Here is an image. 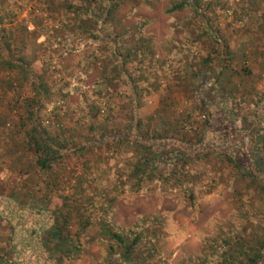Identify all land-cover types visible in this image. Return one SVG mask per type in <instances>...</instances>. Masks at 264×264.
Instances as JSON below:
<instances>
[{"label":"rangeland","instance_id":"rangeland-1","mask_svg":"<svg viewBox=\"0 0 264 264\" xmlns=\"http://www.w3.org/2000/svg\"><path fill=\"white\" fill-rule=\"evenodd\" d=\"M180 1L0 0V264H264V0Z\"/></svg>","mask_w":264,"mask_h":264},{"label":"trees","instance_id":"trees-1","mask_svg":"<svg viewBox=\"0 0 264 264\" xmlns=\"http://www.w3.org/2000/svg\"><path fill=\"white\" fill-rule=\"evenodd\" d=\"M102 1L107 2L108 0H102ZM184 5H185V1L184 0L180 1V3L172 5V7L168 10V12L177 11L181 9ZM202 105L205 106V102H202ZM27 121L29 123V131L24 133L26 137L25 144L31 146L32 152L36 156L35 165L37 166L38 170L40 172H45L46 170H48L51 161L60 157V152L64 150V146L62 144L58 145L55 142H53L48 137L47 133L43 129H40L37 124H35L32 111H29L27 113ZM251 179L253 180L254 178L251 177ZM109 237L113 239L117 245L122 246L123 241L120 238V236L116 234H109ZM133 244L134 241L129 245L123 246V250H124L122 254L123 257L125 258L127 257L128 251ZM258 244H259L258 248L261 249L264 248V229H263V236L259 240ZM261 256L262 255L259 252V249L253 251L251 255L247 257L246 264H258V262L261 259ZM224 262L226 263V261Z\"/></svg>","mask_w":264,"mask_h":264}]
</instances>
